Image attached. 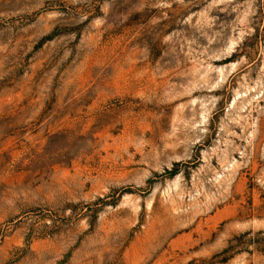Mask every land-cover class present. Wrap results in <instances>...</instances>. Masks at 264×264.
I'll return each mask as SVG.
<instances>
[{
  "label": "rangeland",
  "instance_id": "rangeland-1",
  "mask_svg": "<svg viewBox=\"0 0 264 264\" xmlns=\"http://www.w3.org/2000/svg\"><path fill=\"white\" fill-rule=\"evenodd\" d=\"M0 264H264V0H0Z\"/></svg>",
  "mask_w": 264,
  "mask_h": 264
}]
</instances>
